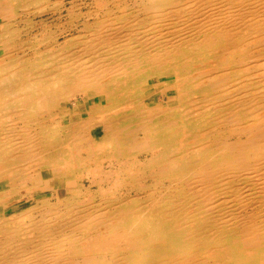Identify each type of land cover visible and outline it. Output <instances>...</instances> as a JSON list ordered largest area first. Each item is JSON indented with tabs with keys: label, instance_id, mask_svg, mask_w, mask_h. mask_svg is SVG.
<instances>
[{
	"label": "bare ground",
	"instance_id": "obj_1",
	"mask_svg": "<svg viewBox=\"0 0 264 264\" xmlns=\"http://www.w3.org/2000/svg\"><path fill=\"white\" fill-rule=\"evenodd\" d=\"M138 1L62 46L0 0V264H264V0Z\"/></svg>",
	"mask_w": 264,
	"mask_h": 264
},
{
	"label": "rangeland",
	"instance_id": "obj_2",
	"mask_svg": "<svg viewBox=\"0 0 264 264\" xmlns=\"http://www.w3.org/2000/svg\"><path fill=\"white\" fill-rule=\"evenodd\" d=\"M24 3H22L21 5H17L15 3H13L12 5H14L15 7L12 8L14 10V12L12 14L9 15V23L11 24L10 26L12 28H22V32H24L23 34L20 33L18 34L19 36L22 35V37L19 38V40L21 41H25L27 39H30V42L32 41H39L41 39V30L44 28V30H52L54 31L55 33V37H56V41H58L60 43V45L63 46V43L65 45V39L66 41L68 40L67 38L70 36V37H73L74 35L78 36L81 34V31L83 32V27H84V24L86 22H93L95 20L98 19V17H102L103 16V13H99L97 14V12L95 10H98V4L97 0H62V2H59L57 3L55 0H44L42 3L41 1L39 2L38 1V6L36 4L31 3V0H23ZM133 1H137L138 2V5H141L142 4H139V1L138 0H131V2ZM26 3H29L26 4ZM57 3V4H56ZM62 3V4H61ZM96 3V4H95ZM25 4V5H24ZM34 4V5H33ZM61 4V5H60ZM82 6H81V5ZM8 5L10 6L11 4L8 3ZM23 5V6H22ZM33 5V7H32ZM74 5L75 8H76V11L71 17L68 16V15H71L69 12H68V9ZM27 6V7H26ZM31 6V7H30ZM79 6V7H78ZM82 8H81V7ZM88 6V8H87ZM11 7V6H10ZM89 7H91L89 9ZM94 8V9H93ZM97 8V9H96ZM21 11H20V10ZM55 9V10H54ZM65 9V10H64ZM81 11H79V10ZM18 10V11H17ZM34 10V11H33ZM60 10V11H59ZM88 10V11H87ZM93 10V11H91ZM25 11V12H24ZM32 11V12H31ZM58 11V12H57ZM23 12V13H22ZM36 12V13H35ZM41 12V13H40ZM48 12V13H47ZM53 12V13H52ZM87 12V13H86ZM92 12V13H91ZM29 13V14H28ZM14 14V15H13ZM19 14L21 15V17L19 16ZM47 14V16H46ZM63 14V15H62ZM66 14V15H65ZM68 14V15H67ZM86 14V15H85ZM94 14V15H93ZM96 14V15H95ZM13 15V16H12ZM23 15V16H22ZM28 15V16H27ZM33 15V16H32ZM53 15V16H52ZM62 15V16H60ZM93 15V16H92ZM100 15V16H99ZM40 16V17H39ZM43 16V17H42ZM87 16V18H86ZM39 17V18H38ZM71 19H70V18ZM74 17H77L78 19H75ZM91 17V18H90ZM32 20H31V19ZM38 20H37V19ZM44 20H43V19ZM53 18V19H52ZM69 18V20L67 19ZM75 20H74V19ZM14 19V20H13ZM36 19V20H35ZM73 19V20H72ZM1 20V18H0ZM13 20V21H12ZM55 20V21H54ZM78 20V21H76ZM91 20V21H89ZM15 21V23H14ZM21 21V22H20ZM32 21V22H31ZM37 23H36V22ZM47 21L49 23H47ZM62 21V23H61ZM69 21V22H68ZM113 23H118L116 22V20H112ZM115 21V22H114ZM118 21V20H117ZM20 22V23H19ZM52 22V23H51ZM74 22V23H73ZM83 22V23H82ZM85 22V23H84ZM14 23V24H13ZM16 23L18 26H16ZM19 23V24H18ZM30 23H31V26H30ZM33 23V24H32ZM59 23V24H58ZM22 26H21V25ZM27 24V26H26ZM36 24V25H35ZM41 24V25H40ZM72 24V25H71ZM14 25V27H13ZM74 25V26H73ZM30 27V28H29ZM38 27V28H37ZM56 27V28H55ZM69 27V28H68ZM29 28V29H27ZM52 28V29H51ZM24 29V31H23ZM29 32H27V30ZM35 29V30H34ZM81 29V30H80ZM43 30V31H44ZM59 30V31H58ZM67 30V31H65ZM71 31V32H70ZM35 32V33H34ZM16 33V32H15ZM29 35H28V34ZM44 33V32H43ZM65 33V34H64ZM72 33V34H71ZM31 34V35H30ZM39 34V35H38ZM79 34V35H78ZM34 35V37H33ZM38 35V36H37ZM69 35V36H67ZM29 36V37H28ZM37 36V39L35 38ZM59 36V37H57ZM67 36V37H66ZM69 37V38H70ZM77 37V38H78ZM36 39V40H35ZM32 41V42H33ZM79 41V40H77ZM62 42V43H61ZM2 47L0 46V54L2 53ZM161 86V87H160ZM166 86V82L165 81H161L160 83H158L156 85V88L157 89H160V88H163ZM171 94L173 92H170ZM92 94V93H91ZM79 98V105L78 107L76 106L75 107V101H76V98L74 100H67L66 103H64L61 108H67V119H69L70 117H72L74 120L76 119H79L81 116H80V113L82 112H85L84 111V107H85V103H84V100L82 99V95H78ZM90 100H88V103H87V106H93L94 104H96L98 102V98L97 97H91L89 98ZM168 97L167 95H162L159 100L160 101H163V100H167ZM67 106V107H66ZM69 112V113H68ZM72 113H74V115H70ZM84 115H86V113H84ZM80 116V117H79ZM105 119V118H104ZM112 126L109 127V129H111ZM110 131V130H109ZM144 158V157H143ZM74 176H70L69 179H73ZM146 179V178H145ZM144 180V178H143ZM150 178L148 177L146 179V183H139V185H145L146 186H150L151 182H150ZM167 184V183H166ZM112 185H115L114 182L112 183ZM71 185H63L61 184V186L59 187V192H58V195H61V196H64L65 193H66V190H67V187H70ZM162 185H160L161 187ZM94 188H97V187H94ZM1 190H2V187L0 185V193H1ZM124 191V190H123ZM122 190H118L117 192V195L118 196H122V198L124 197H127V196H133L135 195V192H131V193H126L125 191L123 192ZM141 191L143 192H138V195H140V197L142 199H145L147 196H148V193L145 189H142ZM145 191V192H144ZM21 194H27L28 193V189H26L25 187L22 188V191H20ZM52 193L48 192V194H43L44 196L48 197V196H51ZM127 194V195H126ZM12 195V196H11ZM43 195H40L38 197V199H42L44 196ZM146 195V196H145ZM1 196V194H0ZM11 198V199H10ZM18 198V197H17ZM8 199V200H7ZM21 199L18 198V199H15L14 198V194H7L6 196H3V197H0V216H2L5 212L7 214H11V213H17V212H20L21 209H22V206L19 205ZM27 201L24 203L26 204ZM18 208V209H17ZM16 209V210H15Z\"/></svg>",
	"mask_w": 264,
	"mask_h": 264
}]
</instances>
